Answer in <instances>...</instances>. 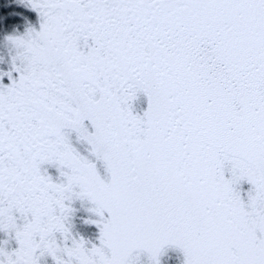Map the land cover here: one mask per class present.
Returning <instances> with one entry per match:
<instances>
[{"label":"snow or ice","instance_id":"snow-or-ice-1","mask_svg":"<svg viewBox=\"0 0 264 264\" xmlns=\"http://www.w3.org/2000/svg\"><path fill=\"white\" fill-rule=\"evenodd\" d=\"M0 264H264V0H0Z\"/></svg>","mask_w":264,"mask_h":264},{"label":"rangeland","instance_id":"rangeland-1","mask_svg":"<svg viewBox=\"0 0 264 264\" xmlns=\"http://www.w3.org/2000/svg\"><path fill=\"white\" fill-rule=\"evenodd\" d=\"M6 67H7V64L5 62H0V68H6ZM165 264H177V260L175 258L174 253L170 254L169 257L165 258Z\"/></svg>","mask_w":264,"mask_h":264}]
</instances>
